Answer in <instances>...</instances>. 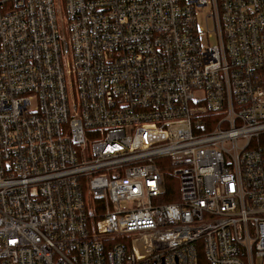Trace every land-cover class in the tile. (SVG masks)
<instances>
[{
  "label": "built area",
  "instance_id": "built-area-1",
  "mask_svg": "<svg viewBox=\"0 0 264 264\" xmlns=\"http://www.w3.org/2000/svg\"><path fill=\"white\" fill-rule=\"evenodd\" d=\"M199 250L264 264V0H0V264Z\"/></svg>",
  "mask_w": 264,
  "mask_h": 264
},
{
  "label": "trees",
  "instance_id": "trees-1",
  "mask_svg": "<svg viewBox=\"0 0 264 264\" xmlns=\"http://www.w3.org/2000/svg\"><path fill=\"white\" fill-rule=\"evenodd\" d=\"M176 185V182H174ZM176 190V187H175ZM167 202H171L173 201V199H167ZM198 264H209L208 261L206 260V258L204 257V254L202 251H198Z\"/></svg>",
  "mask_w": 264,
  "mask_h": 264
},
{
  "label": "rangeland",
  "instance_id": "rangeland-1",
  "mask_svg": "<svg viewBox=\"0 0 264 264\" xmlns=\"http://www.w3.org/2000/svg\"><path fill=\"white\" fill-rule=\"evenodd\" d=\"M205 13V11H204ZM204 13H202L201 15L198 16V21L200 23L201 26H204L205 23H204ZM210 44L214 43L213 39H209L208 41Z\"/></svg>",
  "mask_w": 264,
  "mask_h": 264
}]
</instances>
